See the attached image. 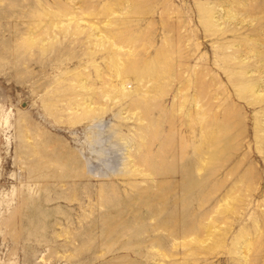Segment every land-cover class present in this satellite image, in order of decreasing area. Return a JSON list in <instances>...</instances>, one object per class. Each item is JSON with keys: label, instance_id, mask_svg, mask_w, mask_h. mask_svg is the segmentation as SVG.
Listing matches in <instances>:
<instances>
[{"label": "rangeland", "instance_id": "374dc122", "mask_svg": "<svg viewBox=\"0 0 264 264\" xmlns=\"http://www.w3.org/2000/svg\"><path fill=\"white\" fill-rule=\"evenodd\" d=\"M0 264H264V0H0Z\"/></svg>", "mask_w": 264, "mask_h": 264}]
</instances>
